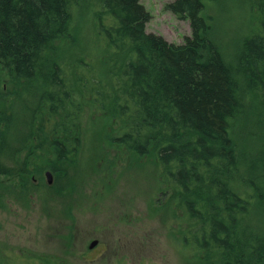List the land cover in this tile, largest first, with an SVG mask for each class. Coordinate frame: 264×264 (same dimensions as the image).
Listing matches in <instances>:
<instances>
[{
    "label": "trees",
    "instance_id": "obj_1",
    "mask_svg": "<svg viewBox=\"0 0 264 264\" xmlns=\"http://www.w3.org/2000/svg\"><path fill=\"white\" fill-rule=\"evenodd\" d=\"M82 1L0 0V63L20 86L12 112L0 114V179L18 178L26 197L75 187L78 88L118 124L114 145L155 157L186 213L184 242L205 264H264V0H246L260 19L233 55L202 14L218 0L169 3L190 22L182 43L147 31L141 0H84L106 50L105 65L84 72L62 53ZM240 117L257 149L240 146ZM30 156L47 159L51 184Z\"/></svg>",
    "mask_w": 264,
    "mask_h": 264
},
{
    "label": "rangeland",
    "instance_id": "obj_2",
    "mask_svg": "<svg viewBox=\"0 0 264 264\" xmlns=\"http://www.w3.org/2000/svg\"><path fill=\"white\" fill-rule=\"evenodd\" d=\"M172 1L141 0L151 14L146 29L182 43L192 29L188 19L169 8ZM92 12L83 0L75 17L74 37L62 49L81 72L86 67L97 71L106 61ZM202 14L211 17L229 55L236 53L237 41L260 19L258 9L246 0L207 1ZM19 88L0 63V114L12 112ZM79 92L77 88L82 146L76 170L71 171L77 175L75 187L26 197L18 178L0 179V264H205L204 252L184 242L186 213L174 204L155 157L134 156L114 145L110 140L118 133V124L91 96ZM242 118L236 123L243 138L240 146L257 149L261 141L248 139L246 125L250 126ZM27 159L39 161L49 184L47 159ZM94 240L97 244L91 248Z\"/></svg>",
    "mask_w": 264,
    "mask_h": 264
},
{
    "label": "water",
    "instance_id": "obj_3",
    "mask_svg": "<svg viewBox=\"0 0 264 264\" xmlns=\"http://www.w3.org/2000/svg\"><path fill=\"white\" fill-rule=\"evenodd\" d=\"M46 176L48 177V183H52L53 182V174L51 171H47L46 172ZM97 244V240H94L91 244L90 247H94Z\"/></svg>",
    "mask_w": 264,
    "mask_h": 264
}]
</instances>
